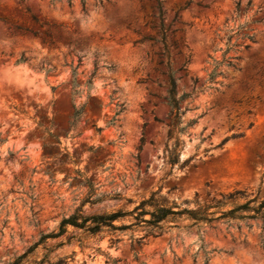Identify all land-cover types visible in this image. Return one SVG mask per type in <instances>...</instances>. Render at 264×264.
<instances>
[{"label":"rangeland","instance_id":"rangeland-1","mask_svg":"<svg viewBox=\"0 0 264 264\" xmlns=\"http://www.w3.org/2000/svg\"><path fill=\"white\" fill-rule=\"evenodd\" d=\"M187 1L161 0V16L156 0H0V264L65 217L130 212L155 191L190 209L236 189L264 199V0ZM228 48L241 70L223 65L219 90H199ZM168 63L178 97L196 89L180 102L181 126L196 122L175 165ZM190 224L170 221L141 247L143 227L69 225L29 258L50 248L68 264H264L262 220Z\"/></svg>","mask_w":264,"mask_h":264},{"label":"trees","instance_id":"trees-1","mask_svg":"<svg viewBox=\"0 0 264 264\" xmlns=\"http://www.w3.org/2000/svg\"><path fill=\"white\" fill-rule=\"evenodd\" d=\"M83 8L85 9L86 2L81 0ZM159 8L160 15L162 16V2L161 0H156ZM192 0L186 2L188 6ZM102 3V0H100ZM241 3L236 4V10L239 12L241 10ZM36 22L38 20L34 18ZM30 33L36 35L37 32L32 30H27ZM245 37L252 42H255V35L246 34ZM161 38L165 47V53L169 59L170 55L168 52L166 28L163 23H161ZM250 44H245V48L248 49ZM228 48L223 54V60L219 61L216 58H213L214 68L208 73V78L202 83L199 90L205 89H214L219 90L218 87H215L214 84L223 85V82L217 80L219 76H222L224 73L221 70V66L226 65L235 70H241L238 66V61L241 60L240 56H226L229 52ZM190 57L186 60L185 64L189 62ZM26 58L24 55H21L16 63L24 62ZM169 66L168 80H169V90H168V103L172 108V119L170 123V134H175V143L174 148L169 154V162L173 165L179 163L180 160V145L181 140L179 134L187 128V126L196 122L195 119L191 120L187 126H181V118L184 113L180 108V102L192 96L196 92L194 87L193 91L189 93H183L181 96H177V81L174 77V72ZM75 73V69L73 71ZM198 78H193V83L196 84ZM92 83V77L89 78L86 82L87 87H90ZM79 84H74V94L79 93ZM82 109H75L73 113V120L71 126H76L80 117L82 116ZM242 136V134H232L231 137L226 138V141L229 138H237ZM4 140L0 137V143ZM189 160H186L181 167L186 165ZM93 188V184H90ZM94 189V188H93ZM132 216L135 220L130 224H115V221L124 219L126 216ZM148 216V217H147ZM186 217L191 220L190 226H195L201 228L203 225L212 226L218 221H225L227 223L234 221H245V220H262L264 226V199L260 198L258 194L251 196L246 190L236 189L227 193H221L220 197H214L210 203L203 206L197 207L195 209H190L187 207L181 208L175 202L169 203L168 200L159 195L158 191L152 192L149 197L142 199L132 211L124 212L122 210L114 211L107 214H94V215H84L80 212H76L68 217L63 218L58 226V230L52 231L49 233L42 234L39 240L33 243L26 252L14 258L8 264H68L69 260H72V256L59 257L54 259L50 256L52 250L46 248V252L42 255L41 258L30 259L31 255L35 249L40 245H45L46 242L50 239L58 238L65 233H67V227L69 225L75 228H81L87 230L90 234H98L103 230L114 234L117 231L123 229H128L132 227H143L146 231L145 234L139 237H133L132 240L141 247L143 240L147 236H160L165 228L166 224L170 221L178 222L182 217ZM250 227V226H249ZM119 241V238L111 239V243ZM261 249L264 251V240H261ZM135 251V257L138 259V251ZM115 263V261H113ZM204 264H208V260H205Z\"/></svg>","mask_w":264,"mask_h":264}]
</instances>
